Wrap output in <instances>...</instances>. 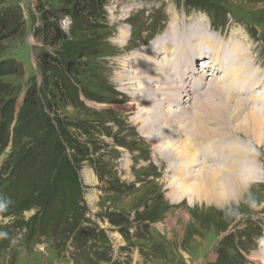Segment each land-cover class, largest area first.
<instances>
[{
	"label": "rangeland",
	"instance_id": "1",
	"mask_svg": "<svg viewBox=\"0 0 264 264\" xmlns=\"http://www.w3.org/2000/svg\"><path fill=\"white\" fill-rule=\"evenodd\" d=\"M7 20L13 24L0 36V264L264 262V144L247 141L244 130H236L244 119L223 120L220 133L231 135L220 139L227 147L219 152L226 166L219 159L170 169L168 155L155 146L164 145L160 133L167 128L179 126L169 136L177 145L181 131L201 125L215 130L214 122L222 120L191 100L200 98L198 93L228 89L219 85L225 66L220 60L215 82L212 76L204 86L201 75L192 76L200 56L206 65L207 56L216 57L218 44H241L264 81V0H0V22ZM178 28L179 34L173 30ZM179 42L186 53L175 60L170 51ZM167 46L163 62L180 61L174 76L168 68L169 85L188 103L165 105L172 93H143L131 80L138 70L131 62L141 58V50ZM206 46L212 54L204 52ZM191 81L201 88L188 95ZM142 98L149 103L142 114L166 111L180 122L137 123L138 110L130 114L121 107ZM187 112L197 117L184 122ZM199 137L192 135V142L208 141L204 133ZM232 142L243 149L251 142L253 168L235 165L240 157L229 158ZM169 155L177 159L175 152ZM69 162L79 178L75 195L61 186ZM204 173L217 175L211 193L222 198L173 199L172 181L193 187V194Z\"/></svg>",
	"mask_w": 264,
	"mask_h": 264
},
{
	"label": "bare ground",
	"instance_id": "2",
	"mask_svg": "<svg viewBox=\"0 0 264 264\" xmlns=\"http://www.w3.org/2000/svg\"><path fill=\"white\" fill-rule=\"evenodd\" d=\"M173 30L175 33L179 34L181 32L182 28L173 29ZM182 32L184 33V31H182ZM195 34L196 33H192L191 38H195L194 37ZM175 36H176V34H175ZM178 38L176 39V44L178 43V41H177V40H179ZM125 40H126V38H125ZM174 41H173V43H175ZM180 43L181 42H179V44ZM223 43H225L226 46L225 45L222 46L221 43L217 45V47H216L217 48V50H216L217 54H216L215 58H213V55L207 56L208 59L206 61H209V63H208L209 65H206V62L202 61L204 59L203 56H200L199 59L197 58L198 59V62H197L198 66H196L197 65L196 64L194 68L196 70H198V73H196L194 71L192 76L194 74L201 75L202 76L201 77L202 78L201 83L204 86H205V83L209 84L210 81H213L212 80L213 77H214L213 82H215L218 79V78H216L218 70H220L222 68V66H221L222 64L220 65L218 62L220 60L222 63L224 62L223 64H225V66H224V70L222 73L223 74L222 78H220L218 80L219 85L220 84L227 85L228 89H226L224 86V87H221L222 89H220V90L217 89V91L214 92L213 94H212V92H213L212 91L210 93L207 92V94H205V95L203 94V96H202V93L201 94L198 93L199 89L201 88V84L199 82L191 81L192 84L187 82L188 83V85H187L188 95H190V92L194 91L195 93H198L199 97H200V98L191 99V100H194L195 103H197V104L199 103L201 106L204 105L205 112L206 111H208V113H211L210 111L214 112L215 117L213 116L214 117L213 119H215V118H217V116H219V117H221L222 120L220 121V119H219V121H218V118H217V122L216 121L214 122V125L215 124L218 125L217 128H215V130L210 128V126L207 127L205 125H201V126H197V127L192 126L189 129V131H187V132L181 131L180 132L181 134L182 133H185V134H183V137L179 138L180 140L177 141V143H178L177 145L176 144L171 145L173 139L170 138L169 136L173 135L174 134L173 130H175V128L178 129L179 126L174 127V128H170V129L167 128L168 131L166 133H163V134L160 133V137L163 138L161 140H164L163 141L164 145L157 144L155 146L157 148L161 149L160 150L161 154H164V155L167 154L168 155L166 157L167 159H165V161L169 164L172 162L169 165L171 167L170 169L174 168L178 164L179 165L181 164V166H182V165H184L183 163L187 164L188 166L191 165L190 167H198L201 165L204 166L203 164H206V163H214L215 161L218 162L219 159H220L219 165L223 164V166H226V165H224V163L222 162V159L220 158L221 157L220 153L222 152L221 149L222 150L227 149V147L222 146V144H221L222 142L220 139H222L221 137H227L228 138L231 135L225 134L224 136H222L223 134L220 133L221 132L220 128L222 127V129H224L223 120H225L226 122H227V120H231L230 123L232 124V122H234L233 120L238 121L239 118H243L246 125L244 123L243 124L244 126H242V127L238 126L239 129H236V130H239V131L244 130L245 135L247 137H249V139L247 141H251L253 143H255L254 141H256L260 144L261 143L264 144V136H261L262 135L261 134V127L263 126V123H264V81L261 78V76L263 74L259 73V71H257L258 69L256 70L255 68H253L254 66L252 67L251 61L254 59L251 60V58H249V56L248 57H247V55L245 56V54H248V53L244 54V52L241 51L242 50L241 44H236V43L231 44L232 42L231 43L223 42ZM151 44H153V43H151ZM194 44H196V43H194ZM209 44H210V46H209L210 48H211V46L212 47L214 46L212 42H209ZM182 45L181 44L175 45L174 47H172L171 51L169 50L170 53L172 54L171 56H173V59L177 60L176 58H179L182 55V53L183 54L186 53L185 50H183L186 46H184V45L182 46ZM169 46H167L166 48L162 47L157 52H155L154 48H152V47H149V49L146 50V52L148 51L147 53L143 52V51H145V49L141 50L142 54H141L140 59H142L141 63H143V64H141V66L139 67L140 64H139L138 60H140V59H138V57H137V59H138L137 61L131 62V63H133V64H131L132 68L134 67L135 69H138V70H136V72H133L134 77L131 80L134 83L136 82V85H138V86H136V88H138V89L140 88V90L143 93H145V91H147L148 94L152 93L153 95H159V94L164 95V94H167L168 92L172 93L173 97L169 96V99H165L166 101L163 102L164 104L165 103L169 104L170 101H172L173 103L176 101V103H179L178 105H180L181 101H183L184 103H186V102L188 103L191 100L189 101V98H188V100L185 101L184 99H187V98H186V95H184V93L178 92V89L177 90H176V88L173 89L171 87L172 85L171 86L169 85L172 77L169 76V74H167L168 68L169 69L171 68V70H172L171 72H173V73H171L172 76H174V74H175V69L177 68V65H178L179 70H180V61L178 62L177 65H175V63H174L175 61L173 59L171 60L172 62L174 61L172 64H171L170 59H169L170 63L169 62L168 63L163 62L164 58H165L164 57L165 54H163V56L161 54L163 52L166 53V51H164V50L167 49ZM246 46H248V45H246ZM206 47L209 48L208 46H206ZM210 48L208 51H205V49H204V52L207 54L208 53L212 54L214 50H211L212 48L211 49ZM145 55L148 56V61H146V59L143 58ZM209 57H211L214 61L210 60ZM160 59L162 60V62L158 63L157 61H159ZM124 62L122 64V66L125 69L129 68L130 66ZM182 62L184 65L186 64V60L185 61L182 60ZM199 63H201L202 65L200 66ZM215 64H217V65H215ZM171 65H173V66H171ZM186 67H187V69L188 68L190 69V67L188 65H186ZM207 68H211V69L207 71L206 70ZM189 69L187 70V72H190ZM183 72H185V70ZM168 73H170V72H168ZM188 74L190 75V73H188ZM184 77L185 76L183 75V78ZM197 78L199 80L200 76H198ZM120 80L121 81H131L130 78L127 79L124 77L120 78ZM177 80H178V83L180 81H182V79H178V78H177ZM218 81L216 83H218ZM153 84L156 85L155 86L156 88H154V90L151 88ZM212 85L213 84H211V86ZM261 87H263V89L260 91L259 95H257L256 90H259ZM209 88H210V86H209ZM226 90H228V91H226ZM254 90H255V92H254L255 95L252 94L253 95L252 101L251 102L246 101L247 99H250L249 97H252V95L250 96L248 94L249 93L251 94V92H253ZM187 91H185V92H187ZM153 92H155V94ZM177 92H178V97H179V95H181L183 97V98L180 97L181 98L180 102L177 99V97H175V95H176L175 93H177ZM238 95H240V96H238ZM241 95H246L247 98L242 99ZM166 97H168V96H166ZM224 102L226 103V106L224 105ZM146 105H149L148 101L146 100V98H142L137 103H132V104L129 103V104L125 105L124 107H121V109L127 110L130 114L135 112L137 109L138 112H135V117H134V120H136L137 123H140L141 121H145L144 123L148 122V123L154 124L155 122L160 121L162 124H163V122L168 123V124L170 122V124H172V126H174L173 123L176 124V121H173V119H176L178 123L180 122V120L177 119L178 115L174 116V115H171L170 112H166V111H164L162 113V112H158L156 110V113H154V114H152V112L150 113L147 111V112H144L142 114L144 109H146L145 108ZM246 105H248V107H249V108H247L248 111L251 109H253V110H251V112L247 111V114H245V117H244L243 114H241V113H242V110L246 108ZM220 106L221 107L225 106V108L220 109L221 108ZM106 107H114V106H106ZM197 107H200V106H197ZM208 107H212L213 110L211 108H208ZM213 107H215V108H213ZM214 110H218L217 113ZM222 110H224V111L227 110L226 114L222 115ZM215 113H216V115H215ZM206 114L207 113H204V115H206ZM197 115L199 116L198 113H197ZM225 115H227V117ZM209 116H211V115H209ZM196 117L197 116L195 113L192 115V113L187 112L186 115L183 114V117H181V118L184 119V122H187L190 119H195ZM228 117L230 119H228ZM205 119L208 120L209 118L207 116H203L202 120H205ZM218 123H221V124H218ZM167 127H168V125H167ZM183 129L185 130L186 126H183L180 130H183ZM140 130H144V129L141 128ZM247 130H249V131L247 132ZM201 133H204V136H205L206 140H208V141L203 142L202 144H199L200 142L197 143L196 139H195V142L193 143L191 136L195 135V137L196 138L198 137L200 140L201 138L199 137V135ZM250 135L254 136V137H252L253 139H250ZM237 137L240 138V136H237ZM157 139H159V138L157 137L156 140ZM251 142H249L250 144L248 143L246 145V149H243L244 147H242L241 145H239L241 147L236 148V146L234 145L235 144L234 142H232L230 145L228 144L229 145L228 150H229V154H230L229 158L232 160L234 158L240 157V159H239L240 161L235 163V165L247 163V164H249V167L253 168V165L250 164L251 161L255 160V159H253L254 157H252L251 146H249V145H251ZM236 145H238V144L236 143ZM171 152H175L177 154V159L174 158V156L169 158V156H170L169 154H171ZM175 157H176V155H175ZM204 157L210 158V160H207V161L203 160ZM209 165H210L209 167H213V166H217L218 164H212V165L209 164ZM216 169L222 170V168H216ZM214 171L217 172V170H214ZM218 172H222V171H218ZM214 175L215 174L207 175V173L200 175L197 178V181L195 182L197 184L198 188L200 186L199 192H194L193 194H192L193 187L191 188V186H186L183 183L180 184L179 180L172 181L170 184V188H172L171 192L173 194V199L179 200V199H182L183 197H189L190 198V197H193L194 195H195L194 197H197L200 195L206 199H210V198L213 199L214 197L222 198V196H220V195L218 196L217 194L211 193V192H213L212 188H217L214 185V184H216V182L213 181V179H212V177ZM215 176H217V175H215ZM218 177H219V175H218ZM195 183H193V184L195 185ZM203 183H205V184H203ZM210 185H213V186L211 187ZM190 199H191L190 201L192 202V198H190ZM256 261H257V264L264 263V262L261 263L258 260H256Z\"/></svg>",
	"mask_w": 264,
	"mask_h": 264
},
{
	"label": "trees",
	"instance_id": "3",
	"mask_svg": "<svg viewBox=\"0 0 264 264\" xmlns=\"http://www.w3.org/2000/svg\"><path fill=\"white\" fill-rule=\"evenodd\" d=\"M13 24V22L7 20V21H1L0 22V36L3 35L5 32H7L10 29V26ZM66 172L63 175V179L65 181H62L61 186H63L65 189H68L67 192L70 194L75 195L78 192V186H79V178L77 175V170L71 165L69 162L66 166ZM72 184V185H71ZM59 214V215H58ZM61 213H57L55 218H60Z\"/></svg>",
	"mask_w": 264,
	"mask_h": 264
}]
</instances>
